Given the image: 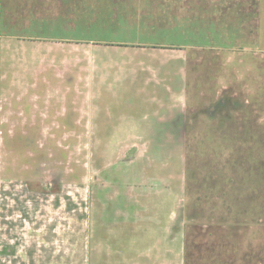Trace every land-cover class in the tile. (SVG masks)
<instances>
[{
  "label": "rangeland",
  "instance_id": "obj_1",
  "mask_svg": "<svg viewBox=\"0 0 264 264\" xmlns=\"http://www.w3.org/2000/svg\"><path fill=\"white\" fill-rule=\"evenodd\" d=\"M146 169L186 264H264V0H0V222L90 219L134 264Z\"/></svg>",
  "mask_w": 264,
  "mask_h": 264
},
{
  "label": "crops",
  "instance_id": "obj_2",
  "mask_svg": "<svg viewBox=\"0 0 264 264\" xmlns=\"http://www.w3.org/2000/svg\"><path fill=\"white\" fill-rule=\"evenodd\" d=\"M150 56L154 59L153 54ZM136 62L137 59H132L131 66L134 67ZM163 66L161 65V72ZM129 76L127 74L124 78ZM130 77L144 78V98H147L146 90L149 85L146 84L150 76L145 68L138 75ZM174 78H180V74ZM44 81L45 84L50 80L45 78ZM150 97L159 98L153 95L148 98ZM134 121L136 125L149 124L137 123L138 119ZM135 129L149 131L154 128L145 125ZM154 174L146 169L134 186V209L136 207L139 211L137 217H134V264H186L187 223L185 220L165 218L163 209L169 198L165 191L166 182L163 176L156 174V177ZM38 194H43V191L40 190ZM45 194L58 195L57 192ZM58 200L57 197L44 199L40 195L38 201L41 206H50ZM90 221L54 217L3 220L0 222L3 228L2 233L0 232V264H106L107 259L103 258L106 256L102 253L101 245L107 238L97 235L92 241L94 237L90 234ZM120 257V253H117L109 258Z\"/></svg>",
  "mask_w": 264,
  "mask_h": 264
}]
</instances>
